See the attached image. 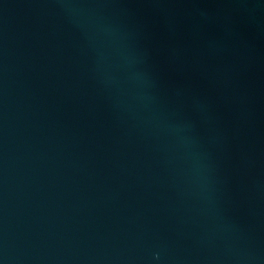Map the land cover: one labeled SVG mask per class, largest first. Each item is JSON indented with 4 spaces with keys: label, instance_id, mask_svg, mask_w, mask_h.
<instances>
[{
    "label": "water",
    "instance_id": "1",
    "mask_svg": "<svg viewBox=\"0 0 264 264\" xmlns=\"http://www.w3.org/2000/svg\"><path fill=\"white\" fill-rule=\"evenodd\" d=\"M0 264H264V0H0Z\"/></svg>",
    "mask_w": 264,
    "mask_h": 264
}]
</instances>
